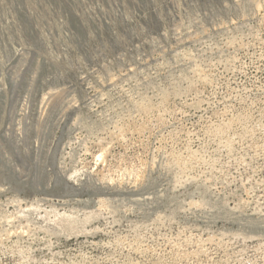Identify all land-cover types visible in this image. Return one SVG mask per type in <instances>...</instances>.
Masks as SVG:
<instances>
[{
  "label": "rangeland",
  "instance_id": "rangeland-1",
  "mask_svg": "<svg viewBox=\"0 0 264 264\" xmlns=\"http://www.w3.org/2000/svg\"><path fill=\"white\" fill-rule=\"evenodd\" d=\"M0 264H264V0H0Z\"/></svg>",
  "mask_w": 264,
  "mask_h": 264
}]
</instances>
